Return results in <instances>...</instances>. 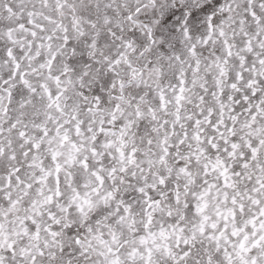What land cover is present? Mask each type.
Segmentation results:
<instances>
[{"label":"snow or ice","instance_id":"obj_1","mask_svg":"<svg viewBox=\"0 0 264 264\" xmlns=\"http://www.w3.org/2000/svg\"><path fill=\"white\" fill-rule=\"evenodd\" d=\"M0 264H264V0H0Z\"/></svg>","mask_w":264,"mask_h":264}]
</instances>
